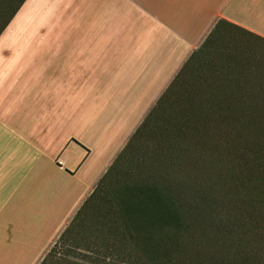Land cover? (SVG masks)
Returning <instances> with one entry per match:
<instances>
[{
    "label": "crops",
    "instance_id": "obj_1",
    "mask_svg": "<svg viewBox=\"0 0 264 264\" xmlns=\"http://www.w3.org/2000/svg\"><path fill=\"white\" fill-rule=\"evenodd\" d=\"M232 1L24 0L0 34V264L44 257L218 25L264 41V0Z\"/></svg>",
    "mask_w": 264,
    "mask_h": 264
},
{
    "label": "rangeland",
    "instance_id": "obj_2",
    "mask_svg": "<svg viewBox=\"0 0 264 264\" xmlns=\"http://www.w3.org/2000/svg\"><path fill=\"white\" fill-rule=\"evenodd\" d=\"M19 1L0 0V25ZM236 1L242 6L241 0ZM262 12L264 16V9ZM262 12L256 14L261 16ZM179 71L178 69L173 74L142 120H145L143 127L138 129L141 122L130 135L127 149L123 150V147L114 157L96 182L94 193L85 200L66 231L46 252L53 256V264H206L199 250L182 237V231L170 230L169 237L157 232L156 240L151 243H140L129 232H124V219L119 204L115 203L114 199H121L125 188L123 185L147 179L158 182L165 191L168 188L164 187H168L169 183L182 208V182L188 174L183 160L185 144L192 143L194 162L199 163L204 156L209 158L214 155L213 152L202 155L205 137L202 136L201 122L194 119V115L193 119L185 118L184 113L190 117V111H202L203 106L199 104L208 99L212 105L217 102L234 105L226 113H220L218 121L212 122V129L207 131L211 134L208 140L217 144L221 154L229 156L231 160L234 158V154L231 156L232 152L236 151L235 160L240 162L241 168L242 165L247 168L240 179L232 182L224 177L228 176L227 167L220 165V175L223 178L219 181L223 199L220 215L226 220L234 217L237 212L233 215L229 212L235 210L232 206L234 203L227 199V188L232 183L242 187V201H235V198L234 201L237 206H241L243 215L246 212L251 213L250 208L255 206L259 220L264 222V126L262 131L256 129L252 137L246 134L247 127L243 126L244 132L242 131L243 135L239 139L241 141L237 142L231 133L236 117L232 119L227 116L230 111L236 112L239 118L251 113L257 115L262 112L264 115V41L244 33L237 27H228L211 39L190 67L184 68L183 73L170 85ZM208 96L213 98H207ZM237 96L241 98H236ZM243 96L246 98H242ZM129 117L126 116V119ZM126 133L127 130L117 132L112 141H103L108 144L105 150L100 147L102 158L105 156V159H109L117 141ZM137 140L139 143L135 146ZM134 147L136 148L133 150ZM194 172L193 186L196 185L194 182L197 181L196 176H199L201 169L198 168ZM238 174L239 170L236 175ZM220 175L216 179L221 178ZM128 193L127 191L126 195ZM252 197L256 200L254 203L247 200ZM253 246L259 255L264 257L263 244L259 242ZM42 259L38 260L37 264H40ZM36 261L10 260L11 264H35Z\"/></svg>",
    "mask_w": 264,
    "mask_h": 264
},
{
    "label": "trees",
    "instance_id": "obj_3",
    "mask_svg": "<svg viewBox=\"0 0 264 264\" xmlns=\"http://www.w3.org/2000/svg\"><path fill=\"white\" fill-rule=\"evenodd\" d=\"M23 2L24 0H20L11 14L1 22L0 34L9 24ZM229 25L235 26L232 23H229ZM221 28L222 26L218 25L217 32L207 37L200 48L191 55L190 59L175 75L170 85L183 73L184 68L190 67L192 61L196 60V57L201 53L203 47L210 43L211 39L215 38L217 34L223 33ZM212 96H214V94H212ZM212 96H208L207 98H213ZM236 98L241 97L237 96ZM242 98L246 97L243 96ZM199 106H203V109L201 108L202 111H200V109L196 112L190 111V117H188L186 112L184 115L187 119H193L194 115V119L201 122V129L204 131H202V136L205 137L202 155L212 152L214 155L209 158L204 156L203 159L198 161L199 163L194 162L192 159V143L188 142L185 144L183 150L185 155L183 160L185 161V168L188 174H186V180L182 182V208L179 205L177 197L172 193L169 183H167L168 187H164L168 188L167 191H165V189L163 190L159 183L153 180L142 179L137 183L125 184L123 185L125 188L121 199L118 201L114 199V201H116L115 203L119 204L120 213L124 219L123 226H125V230L123 229V231H126V233L129 232L133 237H136L140 243H151V241H155L157 232H162L163 235L168 236L170 230L176 232L182 231V237H184L185 241L192 243L199 250L202 260L206 264H264L263 255H259L256 247L253 246L254 243L259 244V242L264 246V222L259 220V214L255 206H253L254 209L250 208L251 213L247 214L246 212L245 215H243V211H240L241 206L239 207L235 204V201H242L243 199L242 190L240 191L242 187L238 186V184L230 183L227 188V199L229 198L230 203H234L232 206L235 209L229 212L233 215L235 211H237L235 216H231L229 219L225 220L221 217V213L219 212L221 209L220 204H223L221 191L219 189V181L223 179L222 175H220V165L224 164L225 167H227L226 171H228V176L226 177L224 175V177L232 182L236 179H240L247 168H244L243 165L241 168L240 162L235 160L236 151L231 154V156L234 154L232 160L227 155L223 156L219 148L216 147L217 144L208 140L211 134L207 131L210 130V128L212 129L213 121H218L220 113H226L227 110L233 108L234 105L223 104L221 102L212 105V102L208 99L201 102ZM223 108L225 109L224 112L222 111ZM258 114H246L239 118L234 111L227 113L229 118L233 119L236 117L231 133L234 138L238 140L237 142L241 141L239 139L244 132L243 126L247 127V131L245 132L251 137L254 135L256 129L262 131L261 128L264 126V115H262V112ZM214 117L215 119H213ZM220 118L225 117L220 116ZM144 121L140 124L138 129L143 127ZM192 121L193 120H189V122ZM138 129L135 133H137ZM142 137L143 135L140 139ZM138 143L139 140L135 142V146L138 145ZM128 145L129 142L126 143L123 150H125ZM135 148L136 147H134L133 150ZM234 149L237 150L236 147H234ZM198 168L201 169V172L198 174L199 176H196L197 181L194 182V185H196L193 186V174ZM238 170L240 174L237 176ZM219 175L221 178H217V181L216 177ZM127 191L129 192L128 195H126ZM247 200L251 203L256 201L253 197ZM231 253H233L232 256ZM53 259V256L49 252L44 256L40 264H53Z\"/></svg>",
    "mask_w": 264,
    "mask_h": 264
}]
</instances>
